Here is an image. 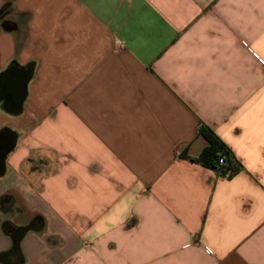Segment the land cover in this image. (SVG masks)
<instances>
[{
    "label": "crops",
    "instance_id": "obj_1",
    "mask_svg": "<svg viewBox=\"0 0 264 264\" xmlns=\"http://www.w3.org/2000/svg\"><path fill=\"white\" fill-rule=\"evenodd\" d=\"M9 69L0 264H264V0H0Z\"/></svg>",
    "mask_w": 264,
    "mask_h": 264
},
{
    "label": "trees",
    "instance_id": "obj_2",
    "mask_svg": "<svg viewBox=\"0 0 264 264\" xmlns=\"http://www.w3.org/2000/svg\"><path fill=\"white\" fill-rule=\"evenodd\" d=\"M199 132L208 141L207 146L203 149L198 158L200 163L217 171L219 175H222L229 170L231 171V175H233L240 170L241 165L234 152L213 129L202 125L199 128ZM220 159H224L223 164H220ZM13 206V196L8 194L0 196L1 212H10L13 210Z\"/></svg>",
    "mask_w": 264,
    "mask_h": 264
},
{
    "label": "water",
    "instance_id": "obj_3",
    "mask_svg": "<svg viewBox=\"0 0 264 264\" xmlns=\"http://www.w3.org/2000/svg\"><path fill=\"white\" fill-rule=\"evenodd\" d=\"M11 69L7 70L2 75V83L6 82L5 94H3L4 103L3 106L9 109L13 113H21L23 111V101L27 95V84L30 80V75H11ZM1 85V84H0ZM1 102V99H0ZM3 154H6L4 152ZM4 157L0 155V162ZM1 172V171H0ZM19 235L15 238V243L18 245L20 236L24 229H19Z\"/></svg>",
    "mask_w": 264,
    "mask_h": 264
},
{
    "label": "flooded vegetation",
    "instance_id": "obj_4",
    "mask_svg": "<svg viewBox=\"0 0 264 264\" xmlns=\"http://www.w3.org/2000/svg\"><path fill=\"white\" fill-rule=\"evenodd\" d=\"M1 81H2V76L0 77V84H1L0 85V99H1V103L3 104L5 102L3 99V94H5L4 92H5V88L7 86V83L6 82L2 83ZM3 136H4V134H2L0 137H3ZM1 152H2V149L0 148V155H1ZM5 229L10 231L14 235L15 238L18 237L19 232H20L19 229H15L9 223H5Z\"/></svg>",
    "mask_w": 264,
    "mask_h": 264
},
{
    "label": "built area",
    "instance_id": "obj_5",
    "mask_svg": "<svg viewBox=\"0 0 264 264\" xmlns=\"http://www.w3.org/2000/svg\"><path fill=\"white\" fill-rule=\"evenodd\" d=\"M224 163V159H220V164H223ZM231 175V171H227L225 172L224 174H222L221 176L223 177H229Z\"/></svg>",
    "mask_w": 264,
    "mask_h": 264
}]
</instances>
